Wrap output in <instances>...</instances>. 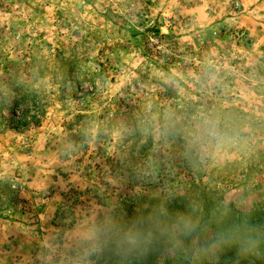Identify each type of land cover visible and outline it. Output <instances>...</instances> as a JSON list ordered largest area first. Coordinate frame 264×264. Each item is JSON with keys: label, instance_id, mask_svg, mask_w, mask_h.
<instances>
[{"label": "rangeland", "instance_id": "374dc122", "mask_svg": "<svg viewBox=\"0 0 264 264\" xmlns=\"http://www.w3.org/2000/svg\"><path fill=\"white\" fill-rule=\"evenodd\" d=\"M170 203L264 211V0H0V264H129Z\"/></svg>", "mask_w": 264, "mask_h": 264}, {"label": "trees", "instance_id": "16d2710c", "mask_svg": "<svg viewBox=\"0 0 264 264\" xmlns=\"http://www.w3.org/2000/svg\"><path fill=\"white\" fill-rule=\"evenodd\" d=\"M23 100L27 99L26 94L23 95ZM210 209L209 207H205ZM176 206L171 203L167 207L168 222H163V229L159 225L150 224V231H145L144 229L139 230L135 229V233L132 236L136 241L134 243H129V245L122 246V249H130L129 258L131 263L129 264H160V259L158 257L162 252L166 254L167 248L169 246L176 245L177 243H168V238H173L174 241L178 238L189 241L192 238L201 239L207 233H212L213 241H215L221 234L229 232L234 226L240 224H248L252 226L254 231L250 234L251 239L254 241V244L251 246L252 250L246 253H242L239 249V244L232 243L225 245V254L228 256L238 257V260L242 261L245 264H264V211L252 212L249 215H243L240 212H231L227 211L224 214H217L215 218L212 219L207 212H201V214L195 213L192 216V221L196 227L195 230L189 233H185L183 230V223L180 224L179 228H174L171 226V222L179 218V213L177 212ZM185 218L186 215H182ZM148 229V230H149ZM211 229V230H209ZM148 235V240L141 242L137 239V236ZM115 244V243H114ZM115 251H118L119 248H114ZM140 251H143L141 256L137 258V255ZM114 254V250L112 249ZM125 253V254H126ZM168 254V253H167ZM166 254V255H167ZM127 255V254H126ZM127 257V260H128ZM170 260V259H169Z\"/></svg>", "mask_w": 264, "mask_h": 264}, {"label": "clouds", "instance_id": "9594fccd", "mask_svg": "<svg viewBox=\"0 0 264 264\" xmlns=\"http://www.w3.org/2000/svg\"><path fill=\"white\" fill-rule=\"evenodd\" d=\"M208 135L216 137L217 133L214 129L208 131ZM219 146V144L217 145ZM185 233H189L195 230V225L190 221H182ZM254 231L252 226L248 224H240L234 226L229 232L221 234L214 242L210 245H205L195 249V255L199 258H209L213 251L221 250L225 245L232 243L239 244V249L242 253H246L252 250L254 241L251 239V233Z\"/></svg>", "mask_w": 264, "mask_h": 264}]
</instances>
